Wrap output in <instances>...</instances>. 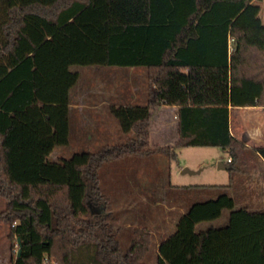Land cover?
Instances as JSON below:
<instances>
[{
    "label": "trees",
    "instance_id": "obj_1",
    "mask_svg": "<svg viewBox=\"0 0 264 264\" xmlns=\"http://www.w3.org/2000/svg\"><path fill=\"white\" fill-rule=\"evenodd\" d=\"M251 1L0 0V219L10 224L11 249H21L11 264H147L150 230L136 228L122 247L100 181L107 162L176 160L178 149L214 146L241 171L230 105L264 106V23L237 22ZM74 65L145 66L148 99L110 108L134 136L52 161L70 141ZM163 105L179 107L173 145L151 142ZM257 151L264 158V146ZM235 205L226 192L192 204L161 241L156 264H264V209ZM226 208L225 226L196 229Z\"/></svg>",
    "mask_w": 264,
    "mask_h": 264
},
{
    "label": "rangeland",
    "instance_id": "obj_2",
    "mask_svg": "<svg viewBox=\"0 0 264 264\" xmlns=\"http://www.w3.org/2000/svg\"><path fill=\"white\" fill-rule=\"evenodd\" d=\"M248 5L237 18V22L264 23V0H253ZM71 69L80 74L78 82L72 89H109L111 92L118 89L122 91L118 102L142 103L147 100L149 83L145 66L74 65ZM115 97L113 95V98ZM113 98L111 99L116 101ZM115 121L119 123L117 119ZM154 124L152 121L151 130L155 131ZM114 126L115 124H110L109 127L113 129ZM92 128L95 130L97 127ZM247 128L248 125L244 124L236 126L240 133L248 131ZM114 130L116 131V126L111 133H97L94 139L73 138L69 144L57 147V152L49 155V159L57 161L63 156L70 157L76 152L97 151L104 144L124 142L135 135L134 132L126 133L122 129L120 134L116 135ZM151 142L161 143L163 137L154 133ZM177 151L176 160L165 154H155L145 158L130 155L107 162L101 168V185L109 196L112 210L122 226L119 239L123 249L127 250L130 246L136 228L142 227L151 231V246L144 259L147 264L157 263L159 243L176 230L181 215L195 202L213 199L226 192L234 197L235 208L248 206L253 210L264 209V158L254 146L239 150L238 166L241 171H231L221 167V163L230 166V157L220 147L188 146ZM137 167L148 168L150 173L136 175L133 173L136 170L133 169ZM185 168L190 169L191 172H184ZM140 176L153 178L149 179L151 181L141 180V182L128 180ZM231 182L233 187L230 189L209 186ZM134 191L150 194L144 198L140 194L141 197L131 200L132 206L122 204L123 201L129 202V197L126 200L114 199L118 193H127L130 196ZM3 203H6V200L0 197L1 211L4 207H1ZM230 212L231 210L226 208L219 217L199 222L196 229L199 231L211 226H225ZM5 222L10 230V224ZM4 227L5 225L3 227L0 225V248L7 245L6 236L4 237L2 233ZM15 248L19 249L18 243L11 249L14 255Z\"/></svg>",
    "mask_w": 264,
    "mask_h": 264
},
{
    "label": "crops",
    "instance_id": "obj_3",
    "mask_svg": "<svg viewBox=\"0 0 264 264\" xmlns=\"http://www.w3.org/2000/svg\"><path fill=\"white\" fill-rule=\"evenodd\" d=\"M110 92L111 91L109 89H71L70 91V141L69 143L73 140V138H77V137H84V138L91 137V139H94V136L97 133H100V132L111 133V131L115 128V126H116V131L115 130L114 131L116 135L120 134V131H121L120 123H117V121H115L116 119H114L110 108L112 105H122V104H130V103L134 104L136 102H133V101L126 102V103L118 102L122 91L120 92L117 89L114 92H111V93ZM108 93H110L109 96H108ZM113 95H115L117 98L116 97L113 98ZM147 95H148V92H147ZM111 98L116 99V101H113ZM146 101L142 103H138V104L146 103ZM178 112H179L178 106L163 105L156 109L154 116L152 118V121H154L155 123L154 124L155 131L151 130V138L153 137L154 133L156 135L159 134L161 135V137H163V142L154 143V144L173 145L178 140L179 138ZM152 121H151V124H152ZM110 124H115L113 129L109 127ZM242 124L248 125V128H247L248 131H244L243 133H240L238 129H236L237 125H242ZM93 126H96L97 128L94 130L92 128ZM230 129H231L232 135L244 145L241 149L254 146V148L257 150L258 147L264 146V106H261V105L232 106L230 105ZM252 143L254 144L252 145ZM57 147L59 146H56L54 150L50 153V155L53 152H57L56 151ZM135 156H138V155H135ZM65 157L66 156H63L62 158H65ZM138 157L145 158L147 156H138ZM221 165H225V164L221 163ZM133 170H136V172H133L136 175H146L150 173L149 172L150 169L145 168V167H141V168L137 167L136 169H133ZM150 178H151L150 176L149 178L140 176L137 178L132 177L128 180L141 182V180L151 181L153 177L151 178V180H149ZM140 194L144 198V197H148L150 193L148 194L147 192H137L136 193L134 191L133 194H130L129 196L127 193L121 192L117 194V197L114 196V199L115 201L119 198H123L124 200H126L129 197L130 201L129 202L123 201L122 204L125 206H132L131 200H134L137 197H141ZM5 204L6 203H3L1 205V207L4 206L2 210L5 208ZM0 225L2 227L5 225L4 231L2 230V233L4 234V237L6 236V239H7V245L4 246V248L3 247L0 248V264H11L13 255L11 253V246L9 244V238H8L9 226H7L6 222L2 219H0Z\"/></svg>",
    "mask_w": 264,
    "mask_h": 264
},
{
    "label": "water",
    "instance_id": "obj_4",
    "mask_svg": "<svg viewBox=\"0 0 264 264\" xmlns=\"http://www.w3.org/2000/svg\"><path fill=\"white\" fill-rule=\"evenodd\" d=\"M221 167H224V168H227V169L230 168L229 165H221ZM184 172H191V170L188 169V168H185ZM18 241L20 242V239H18ZM20 252H21V249L18 250V255L20 254Z\"/></svg>",
    "mask_w": 264,
    "mask_h": 264
},
{
    "label": "built area",
    "instance_id": "obj_5",
    "mask_svg": "<svg viewBox=\"0 0 264 264\" xmlns=\"http://www.w3.org/2000/svg\"><path fill=\"white\" fill-rule=\"evenodd\" d=\"M18 250H19V249H17V248L14 249V251H15L16 253H18Z\"/></svg>",
    "mask_w": 264,
    "mask_h": 264
}]
</instances>
